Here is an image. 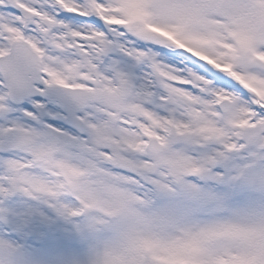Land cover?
<instances>
[{
	"label": "rangeland",
	"instance_id": "374dc122",
	"mask_svg": "<svg viewBox=\"0 0 264 264\" xmlns=\"http://www.w3.org/2000/svg\"><path fill=\"white\" fill-rule=\"evenodd\" d=\"M26 1H29L30 4L38 5L39 0ZM128 1L133 2L134 0ZM169 1L178 2L180 23L176 18H173L174 14L169 12L163 16L165 20L162 23L167 28L164 27L162 29L169 33H171V31L175 33L172 35L175 37L174 39L176 41L173 40L177 43H187L188 47L191 49V53H193H190V57L194 59L193 56L195 55V57H198L196 59H199L195 67L188 68V71L195 72V74H191V76H186V73H182L183 68H181V61L183 60L181 59L183 58H177L179 63H176V66H174L175 69L172 68L174 72H170L171 76H174L176 79H186L191 82L190 90H183V93L190 91L189 95L194 99L192 101L193 104H189L188 107H186L194 114V120H188V124H192V127L188 133L183 132V139L181 141L184 144L199 148L196 150L197 152L195 154L192 152L191 155L192 157L195 155L196 157L200 156V160L206 159V163L205 161L203 162L208 168L211 167V165L208 164V157L211 151H221V161L218 163V167L224 168L223 170L226 171V176L222 178L219 177L220 172H210L215 178H208L207 182L204 181V185L199 186L196 184L198 186H194L189 182L185 183L187 188L190 186L194 187L188 188L187 191L181 189L173 190V188L167 184L168 182L166 183L164 171H170L171 176H173V174L180 176L183 168L166 163L168 162L169 149L178 144V140L175 139V136H172L171 140L166 143L165 151L161 155L154 157V163L156 164L154 165L153 161L151 162L148 160L151 172L153 171L155 174L157 171L156 175L158 178L155 177V181L165 182L166 187H162L161 191L163 193L166 191L164 194H169L166 196L170 198V200L167 201L166 197L163 196L160 205L147 206L145 208L142 207L141 204L133 202L130 203L128 209H125L122 203H118L117 205L122 213L118 219L114 221L109 219L110 217L107 216V212L112 209L113 201L119 200L124 193H130L132 190L130 186L121 183V180L123 182L125 178H128V172H134L133 168H135V166L125 164L121 158L127 161L131 160L134 164V161L143 157V155L133 149L135 139L130 140L132 135L128 136V141L126 139L125 141H127L126 143L129 147L124 145L123 149L115 150V161L126 168L123 171L124 173L111 171L106 167L109 173L106 174V171H100L98 174L89 178H84L83 181L77 178L78 169L81 167H90L97 158H92L94 160L93 162H84V164L80 166L83 161L80 160L82 155H77L80 154L81 151H86V148H81L79 146L73 148L71 145L73 148L71 149V153L74 156L73 159L68 158L67 154L65 155V153H68L65 150L63 154H58L57 152L56 155L46 158V160L51 161L49 167L52 171L55 169L53 165L58 161H64L69 165H75V163L79 164L77 167L72 165L74 172L72 183H74V186L77 182L87 185L86 189L82 192L87 200L88 211L86 217L80 221H70L67 214L72 210L73 204L69 198H66L64 195L61 196L60 198L65 201L63 203L65 207L60 211H57L58 209L56 207H50L53 213H59L58 221L51 223L52 226H50L48 230L50 235H45L41 231L40 234L44 237L42 245L33 249L30 247L29 251L26 253L18 252L14 250L13 247H11V249L9 248L6 252L2 251L0 256L1 264H170V260L175 257V259L185 260L184 264H218V262H222L221 264H261V260L259 259L260 255L258 253L264 249V90L261 91L259 86L264 87V84L255 80L254 83L258 86L257 88H253L250 84L237 78L236 75H240L238 72L241 71L239 70L244 68L246 70L244 73V80L246 81L247 79L248 81L250 79V71L256 69L264 70V10H260L261 17H259V24L254 28H244L238 18L237 22L234 20L232 21L233 25L237 26V24H239L240 26L238 33L239 50H236L234 54L226 52L225 57L218 61L214 57V47L211 48V45L205 44L207 41L204 40H213L212 44L217 49L224 52L222 49L225 48L223 46H226V44L220 45L221 43L218 41L219 32L225 29L226 18L234 15L230 9H232L233 5H235L238 0H226L222 3H218L216 0ZM120 3L123 4L120 5L121 11L120 13L117 12V16L122 17L121 19H130L129 25L122 31L127 39L125 45L126 49H128L127 47H132V50L140 51L142 49V44H145V47H148L150 50L147 53L145 52L147 55L140 59L135 58V56L130 57L126 55L127 52L124 54L126 57L115 55L113 52L109 54V57L119 60L127 58L126 61L122 60V62L129 63L128 71L136 77L137 82L140 83L143 76L145 80L148 81L146 76L147 61H151L154 64H156V62L162 64L161 58L164 57L163 63L169 60V58L166 57L165 52L167 53V51H165L164 48L168 50L169 47L171 50H174V48L172 46L168 47L159 31L158 33L150 31L149 22L147 20L143 22L133 18L129 3H127L126 0H115V5ZM201 10V16L198 18V11L200 12ZM5 16L3 12L0 14V28L10 27L9 20L3 19ZM34 19H36V16H34ZM215 23L221 24L222 27ZM171 26L174 27L171 29ZM78 27L82 29L83 25H78ZM229 27H232V25L228 26V28ZM114 29L117 30V28ZM223 37L222 35V38ZM64 39L67 40L65 37ZM173 40H171L172 43ZM223 42L225 43V41ZM67 43L69 45V42ZM255 47L257 48L256 50L254 49ZM64 48L65 47H63L64 54L61 58L70 60V52H67ZM227 55H230L232 59L228 60L229 57H227ZM66 63L68 64L69 61ZM228 63L233 65V71L231 70V72L226 71ZM50 64L51 67L58 70L57 67L59 64H57V62H50ZM88 66L89 63L83 62L81 67L75 68L76 70L68 71L66 67L64 69L62 68V73L64 75L68 74L70 76V81H75L80 74L83 75V79H85L91 74L92 67ZM100 72L105 79L110 81L111 91H103V100L98 105L92 107L95 112L90 109L87 114L92 115L93 113L95 117L98 118L101 125L107 126L104 133L105 135L110 133L117 134L116 130L118 123H116L112 115H109L108 112L109 107L116 110H121L123 108V101L116 99L114 97V91H112L117 83L118 75L116 71H112L111 69L108 72L100 69ZM209 73H216V81L209 78ZM112 76H114V78H112ZM146 88L147 86H144V93L149 90V88L147 90ZM220 90H224L222 91L223 93L220 94L230 100V110L223 119L217 122L214 121V124L212 123L214 118L210 116L211 123L219 129H214V139L209 143L210 140L207 138L208 135L212 134V131H208L210 125L202 122L197 117L206 114V107L204 106L206 98L211 97L214 91ZM163 93L165 95L166 91L163 90ZM257 94L263 98L259 115L256 116L253 121L248 118L247 111L240 117V119H242L241 121H243L242 125L245 126L247 135L244 141L239 143L238 147L232 149L230 159L228 158L229 156L224 157L222 151L226 147L231 148L232 139L228 137L229 131L235 130V121L237 120L234 111H231V105L235 101H241L243 108L246 109L247 97H255ZM104 101H107L105 107L106 111L101 107ZM128 101L130 102V100ZM172 101L171 103L169 100H166V107H170L171 104L178 107V104H176L174 100ZM33 105V102H29L28 105L25 104L17 109L21 117L28 118L29 124L28 121H23V128L20 131L29 139L25 138L19 146L12 147L3 139L5 136L0 137V142L7 146V150L10 153L16 150L17 147H20L24 152L28 150L36 151L37 139H41L42 137H50V148L54 147L57 148V150L61 149L64 144L67 143L65 142L62 144L63 142L57 141L54 136L46 130H37L38 128L32 126L29 114L32 111V107H34ZM208 106L210 109L212 108L210 104ZM165 108L163 111L166 110ZM103 111L105 112L104 114ZM123 112L126 116H129L127 111ZM156 112L162 113L160 110ZM48 114L49 112L46 114L47 117H49ZM106 115L109 117L107 123L104 122ZM58 118L60 120L62 115L59 114ZM135 122L136 125H139V123L145 124L146 120L138 118ZM31 129H33L34 132L30 131ZM126 130L136 135L134 133L135 127L126 128ZM220 133H222V136ZM75 142L76 141L71 143ZM104 143L106 146H102L97 150L85 142L88 148L92 149L91 151L96 153L99 152L100 155H104L106 150H112L114 152V147H112L108 140L104 141ZM195 143H197L196 146ZM16 155L19 156L20 154L15 152L13 156ZM38 157L41 161V155ZM9 158H11V156L0 160V164L4 162L6 165V169H3V172L5 170L6 173L11 169V165L8 163ZM22 158L26 159L27 156L23 155ZM36 171L40 172V179L46 180L49 183L48 180L50 179H47L48 175L49 177H52V175L44 174L43 171ZM250 172H252V184L244 182L247 176H250L248 175ZM37 174L39 173H36V175ZM112 175L116 178H113ZM117 175L120 176L117 177ZM258 177L261 178L260 183L257 182ZM54 178V182L58 187V195L46 196V200L50 202L55 199L58 200L59 198L57 197L62 191V193L69 191L62 188L60 177L57 174L54 175ZM111 180H114V182L112 181L110 183L109 181ZM3 182L4 181H2V184ZM111 184H113V187L119 184L121 188L118 193L117 189L115 187L112 188ZM25 187L26 192L32 195V201L29 202L31 206L26 207V202L24 205L10 206L9 212L14 214V223L19 221V215L22 216L27 211V208H35L39 212H42L44 206H46L43 205L41 200L38 202V199L42 197L40 194L44 192L43 188L36 190L35 194L32 188L33 186L29 185L27 187V184H25ZM246 187H248L249 194L246 192ZM91 188L94 190V194H90ZM74 190L78 191L76 186ZM215 190L223 191V199H221V202L226 204V208H219L220 200L215 198L212 194ZM69 192L71 195V191ZM66 194L68 195V193H65V195ZM41 199L44 200V197ZM230 202H238L240 205L235 209L239 211H230L231 208L230 206L228 207ZM29 203L27 205H29ZM51 204H53V202H51L50 205ZM177 204H181V208L180 206L175 207ZM46 207H49V205ZM183 207L186 209L182 211L185 215H182L181 218L177 217L174 219L173 216L179 215ZM213 207H216V209ZM241 207L247 209L240 210ZM132 208L140 213L146 211L151 212L154 216L143 219L140 215V219H137V221L132 220L130 216ZM164 208H167L168 212H171V215H167L168 212L164 214L161 211ZM194 208L198 210L195 211ZM158 211L162 216H160V218H154L155 216H159ZM163 217H166L164 220L167 221L168 226L164 228L162 231L163 233L159 231L157 233L154 229V225L161 221ZM7 219L12 220L13 218L8 217ZM203 221H205L208 229L201 227ZM9 222L11 221L7 223ZM187 227L189 228L188 231L185 230ZM175 231L181 232L180 237L182 238L173 241L174 248H167L165 253H163V251L161 252V250H163L164 239L167 242L172 240L171 236ZM219 234H225V238H220L218 236ZM0 236L3 237L1 232ZM142 238L151 239V247L148 254L145 253L146 249L141 247L140 240ZM45 239L47 240L45 241ZM253 241L255 242L254 244ZM52 243L53 245L51 246ZM187 246L192 247L194 251L188 252V250H186ZM172 250H176L175 253L177 254L175 257L168 259ZM231 256H235L238 260L231 259Z\"/></svg>",
	"mask_w": 264,
	"mask_h": 264
},
{
	"label": "bare ground",
	"instance_id": "6f19581e",
	"mask_svg": "<svg viewBox=\"0 0 264 264\" xmlns=\"http://www.w3.org/2000/svg\"><path fill=\"white\" fill-rule=\"evenodd\" d=\"M113 0H105V2H112ZM175 1V0H174ZM154 2H155V5H154ZM72 4H76V2L75 3H73L72 2ZM151 6H152V9H153V11H154V13H155V15L157 16V19H158V21H159V23H162V22H164V15L166 14V12H172V14H174V16H173V18L175 19H177V21L180 23V14H179V11H178V8H179V5H178V2H170L169 0H159V1H153V3L151 4ZM259 7H264V6H262V4H260V5H256L255 4V1H252V0H238L237 2H236V4L235 5H233V7H232V9H230L233 13H234V16L236 17V19L238 18L239 20H240V22H241V24L243 25V27L244 28H248V27H251V28H254V27H256V26H258V22H259V20H260V18H259V14H258V12H256L258 9H261V8H259ZM108 10L109 9H105V11H106V13H109L108 12ZM174 10V11H173ZM163 12V13H162ZM201 13H202V10L199 12L198 11V14H197V17L199 18L200 16H201ZM168 21V20H167ZM216 22V21H215ZM239 22V23H240ZM215 24H217V25H219L220 27H222V25L221 24H218V23H215ZM253 26V27H252ZM239 28H240V26H239ZM226 32L225 31H220L219 32V36H222V34H225ZM61 39V38H60ZM220 40H222V38H220ZM211 45V48H213V52H214V56L216 57V59H218V60H220L221 58H223V57H225V55H226V52H227V49L226 48H224V49H222L224 52H222L221 50H219V49H217L213 44H210ZM53 53H58L60 56H62L63 54H64V52H63V49L62 48H59V47H57L56 45H54L53 47H52V52H51V55H49L48 56V59H49V61H57L58 62V64L59 65H65V63H64V61L65 60H67V59H63V58H59L57 55H54ZM119 53H123L121 50H119ZM146 54L144 53V52H142V51H137V58H140V57H143V56H145ZM58 59V60H57ZM126 60V59H125ZM69 60H67L66 62H68ZM118 61H120V60H118ZM170 61H171V64L173 65L174 64V59L173 58H170ZM112 63H114V62H112ZM128 64H126V63H124V62H122V66H121V70L122 71H125V67L124 66H127ZM110 66H113V65H110ZM173 66H175V65H173ZM62 66L61 67H59V70L61 71L62 69ZM166 69H167V74H171L170 72H174V70L173 69H175V68H171L169 65H166ZM239 71H241L240 72V75H238L237 76V78H240L242 81H244V82H246V83H248V84H250V86H252L253 88H257V86L258 85H256V83H254L255 82V80H258L261 84H264V70H258V69H256V70H252V71H250L249 72V74H250V79L247 81V79H246V81L244 80L245 78H244V73L246 72V70L244 69V68H242L241 70H239ZM166 78V77H165ZM167 78H168V76H167ZM176 82H177V80H176ZM146 84V82H145V79H144V76L142 77V80H141V82H140V86H141V88H140V90L138 91V94L137 95H135V96H141V94H142V91H143V87H144V85ZM166 87H167V89H169V90H171V89H173V92L172 93H170V91H168V93L172 96V98H171V100H174V102L176 103V104H178L177 106L178 107H173V109L175 110V109H179L180 110V112H183L184 114H181V113H179V118L183 115V116H188V113L186 112L189 108H186V107H188V105L189 104H193V98H191L190 97V95H189V92H184L183 93V90H185V89H183V88H173L170 84H167L166 83ZM109 88H107V90H108ZM259 89L262 91V90H264V87H261V86H259ZM131 97V99H133L134 101H137L138 100V98H134L133 96L134 95H130ZM211 96H212V94H211ZM210 104V97L208 98H206V101L204 102V106L206 107V114L203 116V115H200V116H198L197 118H199L202 122H205L206 124H209V125H211L210 123H211V118H210V116H212V111H211V109H210V107L208 106ZM212 104H213V102H212ZM126 106H127V108H132V103H127L126 104ZM183 110V111H182ZM231 110L232 111H234V114H235V116H236V121H240L241 119H240V117L245 113V108H243V106H242V102L241 101H235L233 104H232V106H231ZM182 116V117H183ZM184 118V117H183ZM180 124H182V121L180 122ZM205 124V125H206ZM205 127V126H204ZM183 128V126L182 125H180V129H182ZM105 129H106V127L105 126H103V125H99L98 123H97V125L95 126V127H93L92 128V132L90 131V136L88 137V138H90L91 140H92V142L94 143V145H100V142L103 140V132L105 131ZM0 133H2V125H0ZM117 134H118V137H119V140H121V141H123V142H125L124 141V139H126L127 141H128V135H130V133L128 132V131H125V130H117ZM122 134H124V136H126V137H123L122 136ZM220 135L222 136V133H220ZM72 138V137H71ZM87 138V137H86ZM87 138V139H88ZM221 138V137H220ZM126 141V142H127ZM121 143V145H123L124 146V143ZM81 144H83L82 142H75V143H72L71 145H72V147L74 148L75 146L76 147H81V148H85L84 146H82ZM119 144V143H118ZM118 144H116V146L119 148V145ZM127 144V143H126ZM71 145H69V144H67V146H71ZM72 147H67L66 148V151L68 152L67 153V157L68 158H72L73 159V154L71 153V149H73ZM195 150H197V149H194V147H192L191 145H187V144H181V145H179V146H177V145H175L174 147H172L169 151H168V162H166L167 164H171V165H175L176 167H180V168H183V170H182V173H183V176H186V175H188V174H190V171H191V168L190 167H192V168H194L193 167V163H192V152H196ZM91 152V151H90ZM85 153H87V151H81V153L80 154H78L77 156H79V155H82L81 157H80V160H83V162H81V164H80V166H82L83 164H84V161H86L87 162V160H88V158L85 156ZM20 154H22V153H20ZM10 162V161H9ZM170 165V166H171ZM4 167H6L5 165H3ZM75 166H79V164L78 163H75ZM137 167H143L144 166V164L143 163H141L140 165H136ZM111 169H113V167H111ZM29 171V173H31L32 172V170H28ZM27 171V172H28ZM91 171H95V174H98L100 171L102 172H105L106 171V174L107 173H109L108 171H107V169L106 168H104L103 170L101 169V166L99 165V164H97V165H93V169L91 170ZM166 171H168V170H166ZM10 173H12V172H10ZM140 174L139 175H136V174H133L132 172L130 173V172H128V175H130V176H135V177H137V178H135V179H138V183L137 182H135V180L133 179V178H131V177H128V178H125L124 180H123V182H122V180H121V183H123V184H126V185H128V186H130L131 188H132V190L130 191V193L128 192V193H126V195H125V199H124V201H123V203H122V205H123V207L125 208V209H128L129 207H130V203H140L144 208L146 207V206H154V205H151L153 202L152 201H150V200H148V201H145V202H141L137 197H136V195H135V193H134V191H139V192H142L143 191V189L141 188V186H140V183L142 184V186L143 185H145L144 184V182H142V179H145L144 177H146V178H148V176H150V175H146V174H148V173H146V172H139ZM14 174V173H13ZM12 174V175H13ZM29 175L28 173H24V174H22V176H20V180L21 181H25L26 180V177H24L23 178V176L24 175ZM93 174V173H92ZM248 175H250V176H247V178L245 179V183H248V184H252L251 183V180H252V172H250ZM32 176V175H31ZM120 175H117V177H119ZM260 176V175H259ZM33 177V176H32ZM112 177L113 178H116L114 175H112ZM153 177V179H155V177L156 178H158L156 175H154V176H152ZM153 179L152 178H148V180L150 181V182H148V184L146 185L147 186V189H146V191L143 193V195H145L146 193H149L150 191H151V189H152V186H153V184H154V182H153ZM157 180V179H156ZM183 180V182L184 183H182V185H181V190H184V191H187V189L189 188H191V186L190 187H188L187 188V186L185 185V183H189V181H186V180H184V179H182ZM114 182V180H111V181H109L110 183L111 182ZM137 181V180H136ZM260 181H261V178L260 177H258V181L257 182H259L260 183ZM158 183L160 184V187H157V191L159 192V193H161V194H164V193H166V191H164V193L160 190V188L161 187H166V184H165V182H163V181H158ZM167 183V182H166ZM112 185V187H113V184H111ZM109 186H110V184H109ZM119 186V184H116V185H114V187L116 188V187H118ZM140 186V187H139ZM76 187H77V189H79L80 191H82L83 192V190H85L86 189V187H87V185H85L84 183H76ZM97 187V186H96ZM113 187V188H114ZM120 187V186H119ZM121 188V187H120ZM118 190V189H117ZM119 191V190H118ZM129 191V190H128ZM246 192H247V194H249V191H248V187H246ZM91 193H95L94 192V190L91 188V191H90V194ZM186 193V192H185ZM82 194V193H81ZM213 195H214V197L215 198H219V199H222L223 198V191L221 190H215L213 193H212ZM84 195V194H83ZM166 195H169V194H166ZM165 194H164V196L166 197V199H167V201H169L170 200V198H168L167 196H166ZM28 198H30L28 195H26V194H21V197H20V199L19 200H22L21 201V204L26 200L27 201V199ZM161 199V198H160ZM162 201V199L161 200H159V202L156 204V206H158V205H160V202ZM28 202V201H27ZM9 204V206H10V204L11 203H8ZM16 204H20V202H18V201H16V202H13L11 205H16ZM29 205H30V203H29ZM116 205V202L114 203V201H113V206H115ZM240 204L238 203V202H230V211H239V210H236L235 208H237L238 206H239ZM26 207H27V205H25ZM178 206H180V208H181V204H177L175 207H178ZM23 208V207H22ZM241 209H247V208H245V207H241L240 208V210ZM185 211L186 209L183 207L182 209H181V213H179V215H177V216H173V218L174 219H176L177 217H180L181 218V216L182 215H185V214H183L182 213V211ZM194 210L195 211H197L198 209L197 208H194ZM164 214H166L167 212H168V210H167V208H164V209H162L161 210ZM117 211L114 209L113 210V212L111 213V214H115ZM158 213H159V216H155L154 218H160V216H162L161 215V213L158 211ZM24 215V214H23ZM22 215V216H23ZM140 215H141V217L144 219V218H150V217H153L154 216V214L153 213H151V212H143V213H140V212H138V211H136L134 208H132L131 209V214H130V216H131V218H132V220H136L137 221V219H140ZM167 215H171V212H168V214ZM21 215H20V217H19V219L21 218H23ZM164 218H166V217H163L162 218V220L161 221H159L158 223H155L156 225H154V229L156 230V232L158 233V231L160 232V233H163L162 231L164 230V228H166L168 225H167V221H165L164 220ZM5 221H7V220H0V232H2L3 231V228H4V225H3V223L5 222ZM202 225L204 226V225H206L205 224V221H203L202 222ZM206 227V226H205ZM189 230V228L187 227V229H186V231H188ZM6 232V231H5ZM181 236V233H174V236L173 237H180ZM8 240H10V239H6L5 241H2V240H0V246H2V250L3 251H6V250H8L9 249V241ZM158 241H159V238H158ZM172 245V243L169 241V242H167L165 239H164V243H163V250H161V252L162 251H164V250H166L167 249V247H170Z\"/></svg>",
	"mask_w": 264,
	"mask_h": 264
}]
</instances>
